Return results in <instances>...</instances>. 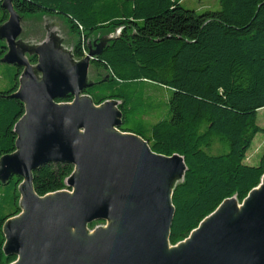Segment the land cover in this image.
<instances>
[{
	"label": "trees",
	"instance_id": "obj_1",
	"mask_svg": "<svg viewBox=\"0 0 264 264\" xmlns=\"http://www.w3.org/2000/svg\"><path fill=\"white\" fill-rule=\"evenodd\" d=\"M6 0H0V27L8 22ZM183 0H11L22 17L62 15L78 36L74 55L85 58L87 41L113 34L91 63L98 74L81 95L96 106L118 102L122 133L135 134L151 150L179 155L186 172L173 187L175 208L170 245L187 240L227 200L242 204L264 177V155L246 163L257 134L264 132L258 112L264 108V0H219L220 9L199 13ZM2 58L6 47L0 46ZM30 61L37 63V56ZM23 69L0 91V162L15 154L16 127L25 104L13 95ZM170 91L156 103L148 86ZM58 103H71L69 95ZM216 153V154H214ZM75 167L48 164L32 174L36 194L45 197L69 189ZM24 178L0 180V264H14L5 251V223L20 216Z\"/></svg>",
	"mask_w": 264,
	"mask_h": 264
},
{
	"label": "water",
	"instance_id": "obj_2",
	"mask_svg": "<svg viewBox=\"0 0 264 264\" xmlns=\"http://www.w3.org/2000/svg\"><path fill=\"white\" fill-rule=\"evenodd\" d=\"M4 6L10 14L6 62L23 68L27 79L13 95L25 104L26 134L18 136V151L2 158L0 180L19 176L32 183L33 172L48 164H71L76 173L67 180L74 189L71 196L40 197L33 183L24 193L21 218L4 225L5 251L17 255L16 264H264V177L241 204L240 214L224 206L235 198L229 199L181 242L186 245L168 249L175 214L169 180L186 172L184 159L154 153L135 134L113 133L121 113L112 101L96 106L76 94L87 85V65L118 38L120 29L103 38L77 70L53 64L39 82L30 62L18 55L20 15L11 0ZM69 95L73 105L57 102ZM105 219L116 220L118 230L88 243L71 234L73 228Z\"/></svg>",
	"mask_w": 264,
	"mask_h": 264
},
{
	"label": "rangeland",
	"instance_id": "obj_3",
	"mask_svg": "<svg viewBox=\"0 0 264 264\" xmlns=\"http://www.w3.org/2000/svg\"><path fill=\"white\" fill-rule=\"evenodd\" d=\"M181 4L184 8L196 10L199 13H203L207 10L217 11L220 9L219 0H183ZM19 18L21 33L16 40L18 55L20 58L28 60L30 62L32 72L39 82H43L46 80V75L49 71V66L53 64L57 65L53 67H58L59 70L74 71L77 70L79 66L83 63L84 58L78 59L74 55V47L78 40V36H76L70 31L69 25L65 17H63L62 15L52 16L45 14H37L25 17L20 16ZM9 28V21L0 27V46H5L7 52V54L3 58L2 55H0V91H4L10 87L14 72L17 69V66L6 62V59L11 53L10 45L7 41ZM112 35L113 34H97L95 36H92L87 41V47L89 51H87L85 56H87L90 52H94L97 46L100 45V41L103 38ZM34 55L37 56V63H32L30 61V59ZM98 74H101V76L103 77L106 76V73L104 71H98L92 63H89L85 72V84H89L91 82L96 81L98 78ZM19 82L20 87H22L27 82V79H25L23 74L20 77ZM148 88L150 92L155 96L154 101L156 103L165 101L168 95H170V91H167L166 89H161L160 86L153 85L148 86ZM76 94L80 101L90 99L86 95H81L79 90H76ZM65 104L73 105L74 101ZM111 104L114 110H119L118 102L112 101ZM25 122L26 116L17 126V133L19 137H24L26 134L24 126ZM257 123L261 128L264 129V108L258 112ZM112 132L122 134V132L118 128L112 129ZM263 155L264 132H261L256 135L252 146L248 151L246 163L251 166L257 165ZM183 175V172H181L169 180L170 189H172L177 183L182 181ZM29 188L32 189L31 179L26 177L20 188L21 199L23 198L24 193ZM73 193V187H69V189L64 190L62 193L59 194L56 193L52 197L58 198L62 195L71 196ZM224 206H230L235 216L242 212L243 207V205L239 204L236 199L227 201ZM20 218L21 216H18L17 218H14V220H19ZM118 227V222L113 219L95 220L86 223L79 229L73 228L71 230V234L79 240L88 243L96 238L103 237L112 231H117ZM175 247L176 246H169L168 249L172 250Z\"/></svg>",
	"mask_w": 264,
	"mask_h": 264
},
{
	"label": "bare ground",
	"instance_id": "obj_4",
	"mask_svg": "<svg viewBox=\"0 0 264 264\" xmlns=\"http://www.w3.org/2000/svg\"><path fill=\"white\" fill-rule=\"evenodd\" d=\"M124 134V136H130V135H125V134H128V133H123ZM24 189V188H23ZM262 189V186H261V188H259V189H257L256 191H260ZM252 198H253V196L251 195V197L248 199V201H252ZM115 230V229H114ZM188 242V241H187ZM187 242H185V243H181L178 247H176V249H180V248H182L184 245H186L187 244ZM174 247V246H173ZM16 264V263H15Z\"/></svg>",
	"mask_w": 264,
	"mask_h": 264
}]
</instances>
